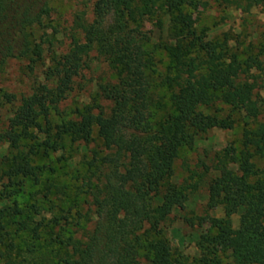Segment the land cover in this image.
I'll use <instances>...</instances> for the list:
<instances>
[{
  "label": "trees",
  "instance_id": "obj_1",
  "mask_svg": "<svg viewBox=\"0 0 264 264\" xmlns=\"http://www.w3.org/2000/svg\"><path fill=\"white\" fill-rule=\"evenodd\" d=\"M49 1L0 0V72L12 59H26L31 65L43 59V41L37 38L36 30L45 28L51 12ZM212 1L225 6L236 1L264 4V0ZM199 3L95 0L94 24L84 25L79 17L75 22L85 42L74 38L70 50L54 57L45 71L47 84L20 99L9 130L1 136L16 151L7 158L8 181L28 178L38 184L43 168L32 164V158L39 149L56 151L65 138L89 143L94 128L104 149L113 152L107 162L112 170L94 191L96 222L84 239L65 237L41 221L38 227L47 236L42 247L31 226L36 207H31L35 212L31 215L16 202L3 205L0 231H4V221L11 220L16 233H31L28 253L53 248L56 264H184L172 259L166 231L170 216L184 209L187 196L168 181L181 147H191L198 135L209 130L232 129L230 115L217 118L199 111L222 102L242 111L246 126L255 124V128L242 135L241 150L234 161L237 169L233 171L221 161L215 169L217 175L208 183L209 200L222 207L223 218L213 220L214 236L200 237L201 258L196 264H213L216 248L230 253L232 264H264V169H257L252 162L254 156L264 159V123H256L260 105L253 100L255 84L241 80L255 62L248 59L243 69L224 44L197 32L190 11H197ZM107 15L113 17L114 25L105 30L101 23ZM150 17L156 18L161 35L151 48V39L140 31ZM94 46L115 71V81L99 83L91 104L76 110L75 119L53 125L51 116L58 114L59 103L71 90L84 66L83 59ZM155 50L166 52L170 62L159 83L170 92L172 112L158 120L154 113L164 105L146 74ZM3 98L7 104L16 100L6 93ZM25 140L34 144L22 146ZM251 179L255 181L251 183ZM51 187L47 185L46 190L50 192ZM238 212L243 226L234 229L232 217ZM0 258L5 257L0 254ZM9 263L12 261L7 260Z\"/></svg>",
  "mask_w": 264,
  "mask_h": 264
},
{
  "label": "rangeland",
  "instance_id": "obj_2",
  "mask_svg": "<svg viewBox=\"0 0 264 264\" xmlns=\"http://www.w3.org/2000/svg\"><path fill=\"white\" fill-rule=\"evenodd\" d=\"M95 0H50L49 18L45 28L36 30L37 38L41 37L44 49L43 59L31 65L26 59H12L0 72V209L3 205L16 202L18 206L32 215L31 224L40 237L39 244L44 247L47 236L39 228L40 223H48L65 236L84 239L86 231H90L96 222L94 191L96 185L101 186L112 166L108 159L112 151H106L93 129L89 143L72 142L65 138L57 146V150L44 151L39 149L33 157L32 164L42 167L40 181L35 184L28 178H17L8 181L6 176L7 158L16 151L1 139L9 130V122L21 98L29 96L36 87L47 84L44 73L51 66L56 56L66 54L73 39L84 43V35L76 29L75 22L82 19L84 25L96 21L93 9ZM194 18L197 32H205L208 40L222 43L230 54L235 55L243 64L253 59L254 67L241 75V80L255 84L253 100L260 105V114L256 123H264V4H253L236 1L231 6L200 0L197 11H190ZM107 30L114 25V19L107 15L102 23ZM155 17L147 18L140 28L145 38L151 39L148 47L159 41L161 35ZM39 41V39H38ZM152 65L146 72L152 90L155 91L164 109L154 113L156 119L164 113L172 112L169 107L170 92L160 87V78L170 66L166 52L155 50L151 53ZM84 66L78 77L73 81L71 90L58 105V114L50 118L53 125L64 120L75 119L76 110L90 105L96 94L99 83L115 81V71L98 51L92 47L89 55L83 59ZM13 95L14 104H7L3 94ZM203 114L226 118L231 116L234 121L230 130L212 129L196 137L191 147L180 148L174 162L173 174L169 183L178 186L187 196L183 210H175L167 223V238L172 247V259L183 261L184 264H196L201 258L199 248L200 237L205 234L214 236L217 230L213 227L214 219L223 218L222 207L209 200L208 183L217 175L216 167L224 162L229 169H237L234 164L241 150L242 135L245 130L254 129L255 124L246 126L242 111L216 102L210 107L199 109ZM41 140V138L39 139ZM34 144L32 140L21 142L22 146ZM252 162L259 170L264 169V159L254 156ZM255 180L251 179L253 183ZM51 185V190H46ZM238 212L232 217V226L239 229L243 226ZM42 221V222H41ZM4 231H0V264H56L53 248H43L41 252L30 254L26 244L33 242L31 233H16L11 220L4 221ZM13 245V246H12ZM217 257L213 264H232L230 253L216 248ZM186 259V260H184Z\"/></svg>",
  "mask_w": 264,
  "mask_h": 264
}]
</instances>
